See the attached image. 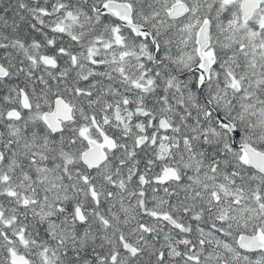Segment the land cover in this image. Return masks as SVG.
<instances>
[{
    "label": "snow or ice",
    "instance_id": "6c2138e0",
    "mask_svg": "<svg viewBox=\"0 0 264 264\" xmlns=\"http://www.w3.org/2000/svg\"><path fill=\"white\" fill-rule=\"evenodd\" d=\"M0 264H264V0H0Z\"/></svg>",
    "mask_w": 264,
    "mask_h": 264
}]
</instances>
